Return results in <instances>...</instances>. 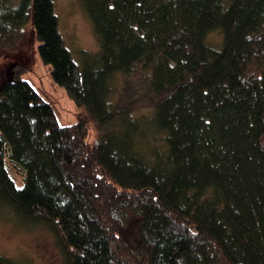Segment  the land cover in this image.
I'll return each instance as SVG.
<instances>
[{
	"label": "trees",
	"instance_id": "16d2710c",
	"mask_svg": "<svg viewBox=\"0 0 264 264\" xmlns=\"http://www.w3.org/2000/svg\"><path fill=\"white\" fill-rule=\"evenodd\" d=\"M82 3L99 40L83 69L53 0H0V54L30 19L41 60L83 107L61 124L28 67L12 65L0 205L43 222L67 264H264V0Z\"/></svg>",
	"mask_w": 264,
	"mask_h": 264
},
{
	"label": "rangeland",
	"instance_id": "374dc122",
	"mask_svg": "<svg viewBox=\"0 0 264 264\" xmlns=\"http://www.w3.org/2000/svg\"><path fill=\"white\" fill-rule=\"evenodd\" d=\"M17 0H6L5 11L15 8ZM58 16L59 30L65 45L73 58L82 67L85 53H96L99 40L93 24L86 13L82 0H53ZM21 29L23 36L17 38L0 54V87L4 80L10 79L11 67L20 62L28 67L23 76L27 78L48 100L53 103L58 121L70 124L77 120L83 107L68 96L65 88L54 81L51 66L41 60L38 53L39 40L36 37L32 21L29 19ZM214 45H221L222 32L214 29L207 35ZM114 92H124V78L119 75L113 80ZM133 109L146 111L142 100L132 104ZM88 141L96 140L99 135L98 121L89 117ZM0 254L9 257L16 264H67L56 243L54 233L41 221L24 220L11 208L0 205Z\"/></svg>",
	"mask_w": 264,
	"mask_h": 264
}]
</instances>
